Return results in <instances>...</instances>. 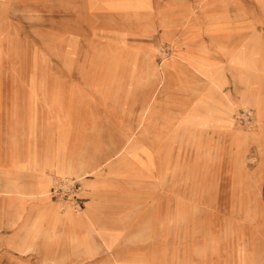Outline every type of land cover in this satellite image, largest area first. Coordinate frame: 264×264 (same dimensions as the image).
Listing matches in <instances>:
<instances>
[{
	"label": "rangeland",
	"instance_id": "rangeland-1",
	"mask_svg": "<svg viewBox=\"0 0 264 264\" xmlns=\"http://www.w3.org/2000/svg\"><path fill=\"white\" fill-rule=\"evenodd\" d=\"M32 137L86 170L0 264H264V10L0 0V147Z\"/></svg>",
	"mask_w": 264,
	"mask_h": 264
},
{
	"label": "crops",
	"instance_id": "crops-1",
	"mask_svg": "<svg viewBox=\"0 0 264 264\" xmlns=\"http://www.w3.org/2000/svg\"><path fill=\"white\" fill-rule=\"evenodd\" d=\"M234 5L238 10H264V0H234ZM50 169L60 175L86 170L63 157L50 158L33 137L26 145L0 147V251L32 250L27 246L34 235L32 220L40 213L41 218L49 214L52 205L45 196ZM92 186L96 191L94 182Z\"/></svg>",
	"mask_w": 264,
	"mask_h": 264
},
{
	"label": "built area",
	"instance_id": "built-area-1",
	"mask_svg": "<svg viewBox=\"0 0 264 264\" xmlns=\"http://www.w3.org/2000/svg\"><path fill=\"white\" fill-rule=\"evenodd\" d=\"M63 185V184H62Z\"/></svg>",
	"mask_w": 264,
	"mask_h": 264
}]
</instances>
